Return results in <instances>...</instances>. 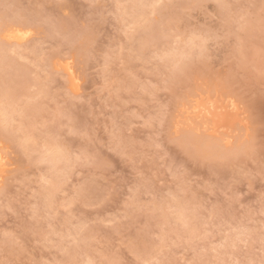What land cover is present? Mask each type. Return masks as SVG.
Returning a JSON list of instances; mask_svg holds the SVG:
<instances>
[{"label": "rangeland", "instance_id": "rangeland-1", "mask_svg": "<svg viewBox=\"0 0 264 264\" xmlns=\"http://www.w3.org/2000/svg\"><path fill=\"white\" fill-rule=\"evenodd\" d=\"M0 17L29 33L0 55V264L264 260V0H0ZM201 95L238 105L231 135L187 120Z\"/></svg>", "mask_w": 264, "mask_h": 264}, {"label": "bare ground", "instance_id": "bare-ground-1", "mask_svg": "<svg viewBox=\"0 0 264 264\" xmlns=\"http://www.w3.org/2000/svg\"><path fill=\"white\" fill-rule=\"evenodd\" d=\"M2 19L0 20V55H5L6 48L4 45V41L12 45L13 44L21 45L26 39H28L27 37H29L28 36L29 33H27L23 29L24 22L20 23L14 20H11L8 22L4 20L2 21ZM5 56L3 57L5 58ZM61 67L63 68L64 71H66L69 74L68 75L66 73L70 77L71 81H73V72H72L70 65L66 63V64H62ZM3 97L8 98L6 94ZM8 99L10 100V102L8 103H11L13 106L12 102L15 101V97H10ZM11 104H9L10 107H12ZM233 104H235V108H233ZM3 113H5L4 110H3ZM186 115H187L186 116L187 120L191 119L190 118V115H191V117H194L195 119L202 121L204 124V127L208 128V130L212 133V135H215V136H218L220 134H227V135L230 134L231 135L232 134L231 132L234 130L236 123L240 121L239 120V116H240L239 108L235 102L224 100V98L211 97L210 95H206V96L201 95L198 98H196L195 101L192 103V105H190V107L186 109ZM1 135L4 136L3 134ZM227 142L228 143L231 142L229 138L227 139ZM7 166L8 164H7L6 154L2 151V147L0 146V184L6 173ZM54 192H55L54 189L53 190L50 189L45 194L48 201H51L54 198L55 196Z\"/></svg>", "mask_w": 264, "mask_h": 264}, {"label": "snow or ice", "instance_id": "snow-or-ice-1", "mask_svg": "<svg viewBox=\"0 0 264 264\" xmlns=\"http://www.w3.org/2000/svg\"><path fill=\"white\" fill-rule=\"evenodd\" d=\"M233 108H235V104H233ZM260 264H264V260H261Z\"/></svg>", "mask_w": 264, "mask_h": 264}]
</instances>
